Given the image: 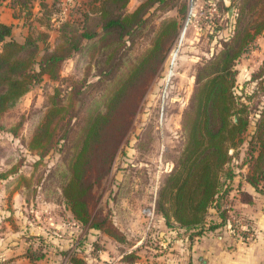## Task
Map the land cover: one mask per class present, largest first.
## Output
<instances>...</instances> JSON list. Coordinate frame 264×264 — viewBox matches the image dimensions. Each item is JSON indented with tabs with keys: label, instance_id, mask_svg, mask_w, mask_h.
I'll list each match as a JSON object with an SVG mask.
<instances>
[{
	"label": "rangeland",
	"instance_id": "374dc122",
	"mask_svg": "<svg viewBox=\"0 0 264 264\" xmlns=\"http://www.w3.org/2000/svg\"><path fill=\"white\" fill-rule=\"evenodd\" d=\"M20 1L26 3L11 7L18 20L14 35L22 38L29 31H47L53 41L56 31L42 18L40 0ZM142 1L128 0L123 9L130 12ZM152 2L144 0L142 8L150 17L147 34L155 35L154 26L167 18L174 16L177 22L168 35L170 39L163 43V59L156 71L138 85L128 100L129 109L123 118L127 122L122 127L125 130L107 171L94 183L87 198V221L75 216L53 184L57 183L66 155L63 149L68 146L49 148L43 155L27 146L37 115L45 110L49 97L67 87L70 75L78 77L86 72L84 52L66 59L53 77L44 74L0 118V229L18 230L26 246H41L43 254L54 251L51 245L63 240L65 246L58 247L56 254L66 255L67 264H191L192 259L216 255L221 247L229 249L239 241L253 239L254 227H264V154L259 152L255 136L264 118V28L234 60L232 109H238L248 120L228 147V159L220 172L221 177L230 175L229 180L207 208L204 223L184 228L172 216L167 221L157 208L164 178L184 151L196 76L212 67L230 40L239 7L242 5L246 19V9L256 1ZM76 3L62 0L61 11L53 9V18L68 15ZM143 33L129 37L132 54L149 47V40L140 35ZM113 40V36L108 39ZM92 47L103 50L102 39L95 40ZM106 67L98 62L92 66L86 78L95 80L100 76L102 82L90 95H100L104 88L101 96L108 88L113 91L101 72ZM248 179H254L255 185ZM241 199L249 201L242 204ZM165 209L171 214L167 202Z\"/></svg>",
	"mask_w": 264,
	"mask_h": 264
},
{
	"label": "trees",
	"instance_id": "16d2710c",
	"mask_svg": "<svg viewBox=\"0 0 264 264\" xmlns=\"http://www.w3.org/2000/svg\"><path fill=\"white\" fill-rule=\"evenodd\" d=\"M152 1L161 3L163 0ZM255 1L246 9V19L242 5L239 7L230 40L225 42L212 67L196 76L184 151L164 178L158 193L159 211L167 221L172 216L184 228L201 227L204 223L207 208L217 200L222 184L229 180L230 175L221 177L220 172L228 159V147L235 142L248 120L238 109H232L231 87L234 60L264 28V0ZM127 2H80L72 5L68 15L62 17L59 14L56 19L52 16L53 9L61 11L62 0H40L39 4L44 8L41 17L56 31L53 41L47 31H29L18 38L13 34L12 23L0 21V118L44 74L53 77L70 56L81 52L86 55V72L82 74L85 78L70 75L67 87L63 91L55 90L45 110L37 115L27 142L28 149L39 155L49 148L60 150L63 145L68 146L63 149L66 155L57 174V183L53 181V184L59 197L70 204L75 216L83 221L89 217L87 198L92 186L107 171L113 150L125 130L122 127L127 122L123 118L129 109L128 100L138 85L156 71L163 59V43L170 39L168 35L177 22L174 16L163 20L154 26L156 34L151 36L147 34L150 17L142 11L146 5L144 0L130 12L123 9ZM17 3L26 2L12 0L10 4L15 9ZM13 15L17 16L15 12ZM141 31L145 32L140 35L149 40V47L132 54L127 42L130 36ZM111 36L113 42L108 41ZM99 38L104 48L101 51L92 47ZM98 54H101L100 58ZM95 62L108 66L101 72L113 91L108 88L103 96L105 88L100 95H90L102 82L100 76L95 80L86 78ZM257 126L255 136L261 148L259 152L264 154V118ZM256 160L260 163L258 157ZM248 180L255 185L254 179ZM165 202L171 214L166 211ZM40 248L28 246L27 255L31 259L42 256Z\"/></svg>",
	"mask_w": 264,
	"mask_h": 264
},
{
	"label": "crops",
	"instance_id": "0c3cea01",
	"mask_svg": "<svg viewBox=\"0 0 264 264\" xmlns=\"http://www.w3.org/2000/svg\"><path fill=\"white\" fill-rule=\"evenodd\" d=\"M0 21L13 24V34H15L14 28L17 26L18 20L14 16L12 6L8 1L0 0ZM47 1V0H45ZM51 1V0H50ZM47 1V2H50ZM75 1V0H74ZM77 3L87 2L89 0H76ZM12 7V8H11ZM242 204L248 201H242ZM255 235L253 239L247 242H237L233 248H223L218 251L214 256H209L207 259L198 257V260L191 261V264H264V227H254ZM56 233V231H54ZM57 234L60 235V230H57ZM18 230L9 229L4 227L0 229V264H67L66 255L58 257L56 254L59 249L64 247L65 242L63 240L51 245L54 250L45 252L38 258L31 259L27 255V247L22 237L19 236ZM58 240V238H56ZM215 247V242L212 243ZM67 245V243H66ZM53 246V247H52ZM210 249L211 246H210ZM203 260V262H201Z\"/></svg>",
	"mask_w": 264,
	"mask_h": 264
},
{
	"label": "water",
	"instance_id": "95a60500",
	"mask_svg": "<svg viewBox=\"0 0 264 264\" xmlns=\"http://www.w3.org/2000/svg\"><path fill=\"white\" fill-rule=\"evenodd\" d=\"M231 12H232V10L230 9L229 12H228V16H229L230 19H231V17H232Z\"/></svg>",
	"mask_w": 264,
	"mask_h": 264
}]
</instances>
